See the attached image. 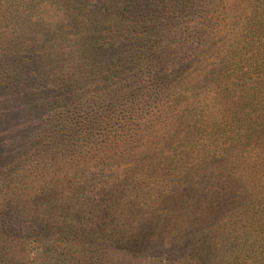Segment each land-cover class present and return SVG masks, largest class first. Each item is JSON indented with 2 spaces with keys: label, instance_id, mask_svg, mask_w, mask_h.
<instances>
[{
  "label": "trees",
  "instance_id": "1",
  "mask_svg": "<svg viewBox=\"0 0 264 264\" xmlns=\"http://www.w3.org/2000/svg\"><path fill=\"white\" fill-rule=\"evenodd\" d=\"M147 38L148 64L133 66ZM144 67L167 97L166 119L153 128L130 120L116 137L101 130L120 146L119 157L138 144L130 153L147 155L144 139H160L152 152L164 159L172 156L162 153L165 145L183 147L186 158L158 177L141 169L151 195H171L160 214L182 219L172 224L180 237L139 244L120 236L119 222L117 239L93 240L103 217L121 221L134 212V203L108 195L90 220L71 207L58 221L65 216L50 205L44 220L40 203L31 205L35 213H19L14 203H36L42 191L80 193L69 181L85 169L78 157L95 137L93 119L112 120L106 110L121 96L135 90L130 102L147 92ZM83 111L91 114L81 131ZM210 208L223 220L210 221ZM94 217L100 223L88 225ZM136 226L132 234L152 231ZM29 249L46 264H111L101 249L152 264H264V0H0V264H20V254L31 264Z\"/></svg>",
  "mask_w": 264,
  "mask_h": 264
},
{
  "label": "rangeland",
  "instance_id": "2",
  "mask_svg": "<svg viewBox=\"0 0 264 264\" xmlns=\"http://www.w3.org/2000/svg\"><path fill=\"white\" fill-rule=\"evenodd\" d=\"M35 16H31L27 21H34ZM32 21V22H33ZM33 27L35 29L39 28V24L37 21H34ZM40 28H44L43 26H40ZM142 43V42H141ZM150 39L147 38L145 40V43L142 44V49L139 51V54L135 57L133 60V66L138 65H145L148 64L147 62H144V59H147L148 56H146V49L148 46H150ZM66 45V43H65ZM80 46V44H79ZM123 46V43L121 44ZM139 46V45H138ZM141 46V44H140ZM72 48H74L72 46ZM125 50V49H123ZM112 58V59H110ZM106 61L108 64H114L115 58L109 57L106 58ZM109 68L115 69L114 65L110 66ZM147 68L144 67L141 71V80L144 81V85H146L147 92L145 90L140 92V95L135 98L134 100H131L130 102H127L128 97L132 96L135 93V90L129 94L123 95L120 97V100L116 103L112 104V108H108L106 110V116H113L114 119L112 120H99V117L94 120V129H95V137L90 140V143L85 142L84 144L89 145L88 150L89 152L85 156V153L87 150V146L84 145L80 149V155L81 157H78V160L80 161V165L84 166V170L79 173L80 176L76 178H72L70 182V188L71 190L78 191L80 193H64V196H55L51 197L46 193L45 191H42L39 195L38 201L35 203H30L28 201H22L18 203H14L13 206L15 209L20 213V208H25L29 212H34V209L32 206L35 204L40 203V206H44L42 209L44 211H40L41 217L46 220V208L48 205L52 208V210H55L58 215L65 216L64 219H58V221H66L70 215L73 209L71 207H75L82 211L87 220H90L89 216H87V213H90L93 209V211L97 212V215L101 213V210L105 207L98 206V201L102 200V197H106V195L112 197L111 202L114 199L121 200L125 205L128 204V201L130 204L134 203V212L131 217L126 218V220L121 221H114L111 220V218H102L101 222V228L98 232V235L95 237H91L93 240H101L99 238H103L106 240L107 238H114L117 239L119 237V229L117 228L118 223H121L122 228V234L120 236H128L133 241L137 240V243L141 244L143 242L144 244L148 242H159L160 240L167 241L170 240L172 237L171 235L176 232L175 238H179L180 235H177V231L173 230L172 224L175 223V225H179V222L182 221V219L173 217L171 214H168V217L162 216L160 213L162 210V201H165L169 195V193H157L155 195H151L155 192H149V176L141 171L143 167H149L152 170H148L147 173L149 174L151 171L152 175H156L158 177L160 172H163L165 170V166H172L174 163L178 165V163L181 162L179 160L182 156L180 154V151H182L183 147L181 148L180 145H176L174 142L173 144L165 145L163 147V154H166L167 152L172 153V156L170 155L169 159H164L161 157V153L158 151L152 152L154 149H157L158 145L160 144V139H144V145L143 148H146L148 150L147 155L142 156H133L130 151L133 148L134 150H137L140 144L134 147L128 148L127 152L124 154L123 157H119L117 155L119 149V145L112 143L110 137H105V133L101 129H105L106 133L109 134V136L116 137L115 135L118 133V129L120 125L124 123H129L131 120V123H133V126H136V128L139 127H146L147 124L153 128L154 125H157L158 121H163L166 119L167 115L163 113L164 108H168L169 104L167 103V97L165 96L163 98V90L159 87L158 83L156 82L155 78L152 76V74L149 73V71L146 70ZM122 70V67L120 68ZM141 87V86H140ZM139 91H136V93ZM156 98V99H154ZM161 98V99H157ZM158 107V108H157ZM161 108V109H160ZM101 112V110H96V108L92 109V112ZM78 113L80 114V110H78ZM89 113V114H88ZM83 114L82 116L76 117L77 121V129L83 130L84 128L89 126V115L91 112L89 111H83L81 112ZM88 114V116H87ZM66 116H70L72 118L73 116L69 113H64L62 115V119L66 118ZM78 116V115H75ZM89 117V119H88ZM119 119V120H117ZM134 119V122H132ZM114 132V134H113ZM150 140V141H149ZM153 141V142H151ZM147 145V147L145 146ZM159 149V148H158ZM83 150V152H82ZM191 151V150H190ZM193 151V150H192ZM13 156V155H12ZM10 156V157H12ZM21 157V156H20ZM186 158V156H184ZM69 158V157H68ZM164 169V170H162ZM146 181V182H145ZM120 182L119 184L116 183ZM85 187H83V184H85ZM125 187V188H123ZM129 187V191L124 192V190ZM86 188V189H85ZM32 188H27L26 190H31ZM52 191L57 190L55 188L51 189ZM63 190V189H62ZM58 189V191H62ZM127 190V189H126ZM68 191L67 189H64L63 192ZM57 192V191H55ZM136 197L138 200H135ZM50 200H49V199ZM15 202V201H14ZM109 203L110 201L107 200ZM49 203V204H48ZM78 204V205H77ZM32 205V206H31ZM96 205V206H95ZM104 205V204H103ZM136 205H139L136 206ZM82 206V207H81ZM98 206V207H97ZM131 206V205H130ZM62 207H65L63 209ZM19 208V209H18ZM189 212L196 213L197 209L194 206H191V208H188ZM38 210V207H37ZM65 210V211H64ZM24 211V210H23ZM230 213L234 212L231 208L229 209ZM216 212L214 211V214ZM57 214L55 212L52 213L53 216L57 217ZM199 214L200 213L199 211ZM207 214V213H206ZM127 214H125L126 216ZM209 215H210V221H221L223 219H220L218 217H215L211 213V208L209 209ZM4 217V216H3ZM6 217V216H5ZM97 217V216H96ZM96 217L93 218V220L88 224L92 225L93 223H100V221H96ZM102 217V215H100ZM188 217V216H187ZM190 218V216L188 217ZM217 218V219H216ZM5 221H14V220H7L5 218ZM11 219V218H10ZM16 221V220H15ZM20 221V220H18ZM40 221V220H39ZM52 221V220H51ZM57 221V220H55ZM148 224L152 231L149 235L142 232L140 229L139 232L132 234V229L134 227H137V224ZM144 226V225H143ZM138 238V239H137ZM222 239V237H220ZM223 240V239H222ZM223 241L219 242L220 247L222 248V252L218 253L219 258H225L224 255H226L228 252L224 251V243ZM238 244V243H237ZM113 246L116 248L115 244ZM109 250V249H101L103 253V257L111 258V264H152L150 262H142L139 259L135 258H129L125 251H116ZM221 251V250H220ZM30 253H28V257L26 258L31 264H46L45 257L38 256L35 254L34 249H29ZM128 253V252H127ZM237 253H239L237 251ZM231 257H235L237 259V256L234 254H229ZM240 255V253H239ZM25 258L22 254H20V264H26L24 261ZM240 258L242 256L240 255ZM92 261V260H91ZM98 262L94 261L93 263ZM92 263V262H90ZM75 264V263H74ZM96 264V263H95ZM99 264V262H98Z\"/></svg>",
  "mask_w": 264,
  "mask_h": 264
}]
</instances>
